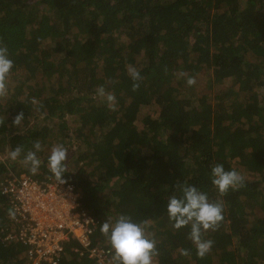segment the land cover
<instances>
[{
    "label": "trees",
    "instance_id": "16d2710c",
    "mask_svg": "<svg viewBox=\"0 0 264 264\" xmlns=\"http://www.w3.org/2000/svg\"><path fill=\"white\" fill-rule=\"evenodd\" d=\"M0 44L13 61L0 97V153L42 146L35 174L5 154L0 180L55 177L48 156L62 144L63 177L94 218L91 244L110 248L108 264L113 249L101 223L121 214L148 222L155 264H264V0H0ZM129 66L143 77L136 91ZM197 73L227 86L215 96L189 94L182 81ZM100 85L115 95L114 110L96 94ZM21 111L23 119L44 115L11 126ZM216 163L251 176L221 197L211 183ZM185 183L224 202L219 227L203 235L214 242L204 258L190 226L177 230L167 216L168 197ZM10 212L0 189V264H22L26 245L6 237L17 225ZM81 250L68 239L58 264H93Z\"/></svg>",
    "mask_w": 264,
    "mask_h": 264
},
{
    "label": "clouds",
    "instance_id": "9594fccd",
    "mask_svg": "<svg viewBox=\"0 0 264 264\" xmlns=\"http://www.w3.org/2000/svg\"><path fill=\"white\" fill-rule=\"evenodd\" d=\"M13 68V61L9 58L6 46L0 44V97L7 95V78ZM128 75L133 81L132 90L136 91L139 81L143 79L140 71L129 66ZM182 76L187 75L181 73ZM196 83L195 77L188 76L186 84L193 86ZM96 94L108 102V106L114 110L116 97L113 93H106L103 85L96 89ZM24 117L23 111L14 116L11 126L17 127ZM6 123L5 117L0 118V126ZM35 151L29 150L24 154L22 146H16L8 156L16 161L23 154V163L29 166V171L35 174L41 165L37 152L42 150L41 143H33ZM68 160V149L62 144L52 147L48 156L49 171L54 174L56 181L65 183L63 174L68 171L66 161ZM211 183L216 187L222 197L230 189L238 190L244 186L245 177L235 169L225 170L223 164L216 163L210 171ZM175 187L180 195H170L167 199L166 212L172 227L179 230L190 226L188 238L196 248V255L204 258L212 249L213 241L204 239L203 235L209 230L215 231L220 222L224 219L222 200L210 201L207 193L200 191L196 186L189 184H176ZM14 216L13 213H9ZM150 225L147 221L133 222L130 216L121 214L116 217L115 222L109 217L101 223L100 232L108 240L113 249V264H152L153 257L158 255L155 239L150 238L151 234L146 232ZM182 255H189L188 249H181Z\"/></svg>",
    "mask_w": 264,
    "mask_h": 264
},
{
    "label": "built area",
    "instance_id": "2783aa9c",
    "mask_svg": "<svg viewBox=\"0 0 264 264\" xmlns=\"http://www.w3.org/2000/svg\"><path fill=\"white\" fill-rule=\"evenodd\" d=\"M65 181L61 184L55 177L41 180L25 172L5 175L0 180L1 192L8 196L12 219L17 224L6 237L26 245L22 264H39L41 260L58 264L70 238L85 247L80 254L92 257L93 264H108L110 248L91 244L94 218L81 206L78 190Z\"/></svg>",
    "mask_w": 264,
    "mask_h": 264
},
{
    "label": "rangeland",
    "instance_id": "374dc122",
    "mask_svg": "<svg viewBox=\"0 0 264 264\" xmlns=\"http://www.w3.org/2000/svg\"><path fill=\"white\" fill-rule=\"evenodd\" d=\"M192 77H195L196 79V83L193 86H188L186 84V79L182 81V87L185 89V91L189 94H194L201 97H205L207 95L210 96H215V94H217L218 92H220L223 88H225L227 86V81L223 80V81H214L212 79H210L209 75H201V74H193ZM11 76L9 78L10 82ZM214 98V97H213ZM218 99L214 98L213 102H216ZM43 113H38L37 116H33L32 114H27V117L25 119L22 120L20 126H27L30 124H36L38 122V124H40V118L43 116ZM37 117V118H36ZM139 117H141V115H139ZM69 123H70V131H74L76 130V122L74 119L69 118ZM93 132L87 133V137L90 138L91 140L94 137ZM74 140V144L73 145H77V139L75 138V136L73 137ZM45 151H49L50 147L47 146L44 148ZM5 152V151H4ZM6 156H8L7 153H5ZM0 153V159H2V157L4 158V155ZM19 162L23 163V161H20L19 159H17L16 161H13V167L16 168L17 166H19ZM238 172H240L243 176H249L250 173L249 171H247L246 169H239ZM12 173V172H11ZM251 176V175H250ZM249 176V177H250ZM152 264H155V262H152Z\"/></svg>",
    "mask_w": 264,
    "mask_h": 264
}]
</instances>
